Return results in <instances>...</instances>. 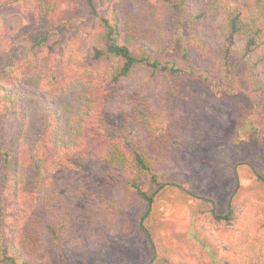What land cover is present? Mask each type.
Instances as JSON below:
<instances>
[{"label":"trees","instance_id":"16d2710c","mask_svg":"<svg viewBox=\"0 0 264 264\" xmlns=\"http://www.w3.org/2000/svg\"><path fill=\"white\" fill-rule=\"evenodd\" d=\"M85 1L92 6L91 0ZM26 2L36 45L42 46L58 24L62 0ZM85 38L91 67L82 68L75 49L68 47L59 63L41 55L0 71V111L23 117L14 197L21 224L12 234L2 229L9 156L0 146V264H70L68 247L95 241L104 225L118 231L119 214L141 203L146 211L139 226L158 251L146 220L156 197L169 186L177 187L167 181L166 168L171 148L180 145L183 115L163 108L156 112L151 99L127 101L131 106L120 109L136 112L134 130L139 136L144 128L145 138L116 135L98 149L90 147L95 129L106 125L94 120L97 107L104 104L105 88L160 90L167 77L196 78L218 97L247 88L264 115V0H117L116 9L99 18ZM176 45L181 63L167 58ZM192 52L207 58L213 72L195 69ZM253 122L247 119L237 139L246 142L245 130H251L264 153V136ZM79 202H85L79 212L81 226L71 210ZM210 212L216 224L235 219L232 210L219 216L211 206ZM129 227L122 232L129 234ZM258 253L248 262L229 264H264Z\"/></svg>","mask_w":264,"mask_h":264},{"label":"rangeland","instance_id":"374dc122","mask_svg":"<svg viewBox=\"0 0 264 264\" xmlns=\"http://www.w3.org/2000/svg\"><path fill=\"white\" fill-rule=\"evenodd\" d=\"M91 1L90 7L85 0H62L57 26L47 43L38 46L31 7L26 0H0V71L15 61L41 55H51L59 63L68 47L75 49L82 68L93 66L86 34L99 18L110 16L117 0ZM179 48L171 47L167 58L181 63ZM190 60L195 69L213 72L207 58L192 52ZM165 81L160 90L144 87L137 91L128 85L102 90L104 104L97 107L94 120L106 125L95 129L89 142L90 147L98 149L106 139L116 135L145 138L144 128L139 136L134 130L136 112L133 110L129 115L120 109L131 106L132 101L138 104L151 99L156 112L163 108L183 115L180 145L171 148V162L166 168L167 181L177 187L169 186L156 197L146 220L158 251L154 252L139 226L146 211V204L141 203L129 205L124 208L125 214H119L118 231L104 225L96 231L95 241H86L82 247H68V263L229 264L234 260L248 262L254 255H260L258 252L264 256V153L251 130H245L246 142L237 139L249 118L254 119L252 126L264 136L260 105L255 108L254 97L245 87L240 94L218 97L196 78L167 77ZM147 83L144 79V85ZM102 108L110 110L104 113ZM22 122L18 112L0 111V146L9 156V180L1 200L2 229L8 234L21 224L14 209V197ZM107 193L110 195L111 188ZM68 206L71 208L70 203ZM84 206L85 202L72 205L77 221ZM211 206L219 216L232 210L235 219L214 223ZM129 225L130 233L124 234L122 231Z\"/></svg>","mask_w":264,"mask_h":264}]
</instances>
